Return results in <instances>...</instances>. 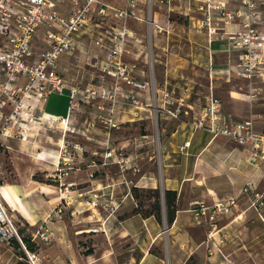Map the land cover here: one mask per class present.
I'll list each match as a JSON object with an SVG mask.
<instances>
[{
    "label": "crops",
    "instance_id": "1",
    "mask_svg": "<svg viewBox=\"0 0 264 264\" xmlns=\"http://www.w3.org/2000/svg\"><path fill=\"white\" fill-rule=\"evenodd\" d=\"M211 1L225 13L243 10L240 0ZM103 2L124 7V0ZM201 6L194 0H173L168 7L154 0L149 29L144 22L148 10L141 2L137 11L141 21L131 18L127 22L124 60L136 65L133 75L149 81L152 73L160 94L166 91L187 103L179 120L159 117V173L149 166L155 139L150 108L119 102L109 113L94 104L71 103L67 92L55 93L28 111L29 117H37L36 122L24 123L26 139L0 135L3 198L23 236L34 246L37 264H223L225 260L264 264V162L252 167L247 163L249 145L239 146L191 126L199 109L215 99L226 124L250 119L255 131L264 134V85L256 83L261 96L248 104L247 82L237 76L240 50L229 39L240 29L238 19L226 21L220 10H212L216 32L208 35L198 25ZM55 8L67 17L71 6L64 1ZM173 15L184 22L171 21ZM104 23L114 26L116 19L110 16ZM95 32L89 26L72 35V51L59 57L58 72L70 86L108 88L112 83L113 75L103 71L105 52L91 43ZM43 35L44 29L39 28L33 38L37 50L46 47ZM143 98L149 103V93ZM75 107L79 110L74 111ZM97 116L117 123L118 132H111ZM79 139L88 145L100 139H121L125 163L139 172H122L112 161L101 165L103 153L113 149L108 145L104 152H97L84 143L83 152H74L71 145ZM61 157L70 159L72 170L56 183L50 177ZM160 186L177 194L170 226L153 215L121 218L137 205L132 187L152 190ZM93 193L99 198L91 205ZM256 197L260 200L252 207ZM230 198L235 199V207L228 215L196 220L191 212L196 203L209 206ZM58 208L60 217L51 216ZM45 228L49 242L38 237L31 240ZM19 252V247L0 242V264H16Z\"/></svg>",
    "mask_w": 264,
    "mask_h": 264
},
{
    "label": "built area",
    "instance_id": "2",
    "mask_svg": "<svg viewBox=\"0 0 264 264\" xmlns=\"http://www.w3.org/2000/svg\"><path fill=\"white\" fill-rule=\"evenodd\" d=\"M68 1L71 9L67 17H62L56 11L55 5ZM154 0H124V7L117 9L108 6L103 0H0V135L15 136L25 139L28 128L24 123L34 119L29 117L28 111L34 108L50 94L68 93L69 101L77 100L82 104H94L99 111L112 108L123 102L135 108H150L154 115V122L158 126L159 117L179 120L187 108L184 98L173 97L170 93H159L154 84L152 73L149 81L139 79L133 75L135 64L124 60L126 43L129 38L127 22L129 19L141 21L137 15L141 2L148 10L145 24L150 29V9ZM173 0H160V3L171 5ZM202 4L200 11L202 19L198 21L199 28L205 29L207 34H213L212 10H220L221 18L229 21L236 18L239 31L230 35L232 41L240 50L237 66V76L247 82L246 101L252 104L262 93L256 83L264 85V0H240L243 8L238 12H227L211 0H194ZM116 19V25L104 23L107 17ZM143 21V20H142ZM93 26L96 30L91 39L94 47L105 52L107 59L103 71L110 72L113 80L108 88L77 87L66 83L58 72V60L62 54L70 53L73 49L70 42L72 35L82 32L86 27ZM39 28L44 29L46 47L37 50L33 45V38ZM161 32V29H158ZM222 38V35H220ZM149 93L150 101L146 103L144 94ZM160 94V95H158ZM31 100L33 104H28ZM97 118L108 126L116 125L110 119L101 116ZM194 130L203 129L213 137L222 136L239 146L249 145L248 165L258 166L264 162V134L257 133L253 121L243 120L226 124L219 110V102L211 99L202 106L191 122ZM189 143H185V146ZM72 150L77 152L81 148L74 144ZM101 165H108L111 161L122 172L131 170L133 174L139 172L137 167H129L124 161L121 149H110L103 153ZM56 164V171L50 177L54 182H61L71 171V162L67 157H61ZM110 161V162H109ZM94 167V163H92ZM92 177V175H90ZM99 195L92 194L89 204L93 205ZM251 203L255 207L257 201ZM262 205V204H260ZM235 207V199L215 202L212 205L196 203L191 209L196 220H214L219 216L228 215ZM103 208H109L103 204ZM116 207H111L114 211ZM61 215V208L56 209L51 216ZM36 237L45 243L49 242V232L36 231L31 240ZM0 242L11 245L17 243L24 253L28 264H37L38 255L26 249L18 232L16 222L9 213L2 194V169L0 166ZM223 264H230L227 260Z\"/></svg>",
    "mask_w": 264,
    "mask_h": 264
},
{
    "label": "trees",
    "instance_id": "3",
    "mask_svg": "<svg viewBox=\"0 0 264 264\" xmlns=\"http://www.w3.org/2000/svg\"><path fill=\"white\" fill-rule=\"evenodd\" d=\"M177 16V15H176ZM179 17V16H178ZM182 18V17H179ZM171 21H175L177 23H182L179 21L174 20L172 17H170ZM37 179V177H35ZM40 180V179H38ZM131 196L132 198L137 201L138 199V193L139 192H146V193H150L152 198H153V205L151 206V210L146 212V211H142L140 208L139 203H137L136 207L129 213L126 215H123L121 218L124 217H128L130 215H134V214H140L141 216L147 217L149 215H153L158 221L162 220V216H161V198H162V204L164 207V211H165V223L167 226H170L173 221H174V217H175V212H176V192L175 191H170V190H164L162 191V194L160 193L159 189H138V188H134L132 187L131 190ZM17 225V224H16ZM18 227V232L21 235L22 238V242L25 244L26 249L29 251L34 252V246L32 245V243L30 242V239L27 238L26 236H23L22 231L20 229V227L17 225ZM11 246H13L14 249H16L18 246L17 243H12ZM19 254V261L16 264H28L26 261V257L24 255V253L21 251L18 253Z\"/></svg>",
    "mask_w": 264,
    "mask_h": 264
},
{
    "label": "rangeland",
    "instance_id": "4",
    "mask_svg": "<svg viewBox=\"0 0 264 264\" xmlns=\"http://www.w3.org/2000/svg\"><path fill=\"white\" fill-rule=\"evenodd\" d=\"M118 1L123 3V0H118ZM171 17L174 20H176V21H179V22H182L183 21V18H179L176 15H173ZM150 50L151 49L149 48L148 49L149 59H150V55H151ZM74 109H75L74 111H78L79 110L78 107L77 108L75 107ZM36 117H37L36 115L33 117V119H34L33 121L34 122H36L35 121L36 120ZM113 123H115V122H113ZM46 125L48 127H52V124H46ZM103 125H106V124H103ZM115 125L116 126L114 128H112V127H110L108 125H106V126H108V129H110L111 132H118L119 125L117 123H115ZM155 125L156 124L154 122L153 123V128L155 129V131H154L155 139H153V147H152L153 153H152V156H151L152 158L149 160V166H150V168L152 170H154L155 172H158L159 173L160 172L159 147H158V139H156L157 138L156 129H158V128ZM120 141H121V139H100V140H95L94 142H90L91 144L88 145L85 142L84 139H79V141L77 142L76 145H78L81 148V150H78L77 152L78 153L83 152L84 147L81 144H84V143H86L85 146H89L92 150L97 151V152L98 151L104 152L105 149H106V147H107V145L109 147H112L114 150L115 149H117V150L121 149L122 151H124V148H123V146H121ZM106 143H108V144H106ZM73 145H71V149H72V146ZM37 179H41V178L40 177H37ZM159 191L162 194V186H160ZM137 195H138V199L135 202L136 203H139L141 210L142 211H146V212L150 211L151 210V206L153 205V198H152L151 194L150 193H146V192H139ZM161 216H162L163 222H165V211H164V207H163V204H162V198H161ZM16 224L19 226V224L17 223V221H16ZM164 226H166V224Z\"/></svg>",
    "mask_w": 264,
    "mask_h": 264
}]
</instances>
